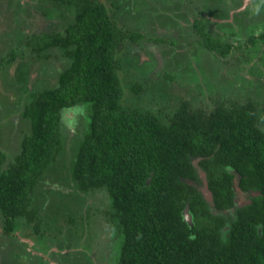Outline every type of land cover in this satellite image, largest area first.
I'll return each mask as SVG.
<instances>
[{
	"label": "trees",
	"instance_id": "16d2710c",
	"mask_svg": "<svg viewBox=\"0 0 264 264\" xmlns=\"http://www.w3.org/2000/svg\"><path fill=\"white\" fill-rule=\"evenodd\" d=\"M50 1L47 14L67 3L72 21L63 31L27 34L26 44L37 57L57 47L68 63L53 86L25 103L21 115L30 132L4 168L0 150L1 232L37 219L33 191L63 147L60 112L80 106L85 123L68 171L77 189L106 190V213L121 241L115 264H264V105L251 98L197 105L188 91L166 83L175 78L168 70L154 93L156 112L125 105L115 53L124 39L136 41L142 33L118 26L97 0ZM191 25L200 47L216 57L231 51L232 43L205 31L201 20ZM257 38L264 40V31L248 40ZM130 84L136 95L145 92L141 83ZM197 168L205 172L210 200L193 183ZM235 188L257 193L239 206Z\"/></svg>",
	"mask_w": 264,
	"mask_h": 264
},
{
	"label": "rangeland",
	"instance_id": "374dc122",
	"mask_svg": "<svg viewBox=\"0 0 264 264\" xmlns=\"http://www.w3.org/2000/svg\"><path fill=\"white\" fill-rule=\"evenodd\" d=\"M97 1L105 4L118 26L142 33L136 41L124 39L115 53L121 61L118 74L125 105L156 112L160 105L154 93L165 82L161 76L165 70L175 76L166 83L188 91L197 105L210 104V98H251L264 105V40H248L249 35L257 37L264 31V0ZM183 3L186 8H180ZM50 4V0H0V150L6 156L2 168L30 132L28 119L21 115L25 103L34 92L53 86L68 63L57 47L37 57L26 44L27 34L63 31L72 21L71 5L54 3L49 15L45 9ZM197 19L205 31L232 43L226 56L216 57L191 39V24ZM11 50L15 58L8 60ZM132 81L142 84V95L131 90ZM60 113L63 147L33 191L31 203L37 208V219L30 225L21 219L23 227L12 233H3L0 227V264H115L118 257L121 241L106 213L110 204L106 190L83 192L68 171L72 148L85 123L82 108ZM260 114L264 122L263 107ZM198 170L193 183L203 191L207 177ZM235 192V200L241 199L239 206L247 202L244 191L235 188Z\"/></svg>",
	"mask_w": 264,
	"mask_h": 264
},
{
	"label": "flooded vegetation",
	"instance_id": "af4514ba",
	"mask_svg": "<svg viewBox=\"0 0 264 264\" xmlns=\"http://www.w3.org/2000/svg\"><path fill=\"white\" fill-rule=\"evenodd\" d=\"M182 7H184V8H186L185 7V4L183 3V4H181V7L180 8H182ZM227 10V9H226ZM247 98H248V96H247ZM199 168H197V174H199V170H198ZM202 172L205 174V172L202 170ZM237 178L238 177H236V178H234V181L235 180H237ZM237 182V181H236ZM204 187H205V190H201L200 189V191L202 192V195L207 199V200H210L211 199V193H209L210 195L208 196V189H207V181L205 180V184H204ZM198 189V188H197ZM199 190V189H198ZM239 191H242V190H240L239 189ZM246 194H245V198L247 197V194L248 193H250L251 195H255L257 192L255 191V190H249V191H247V192H245ZM236 195V192L234 193V196ZM236 197V196H235ZM235 197H234V200H235ZM238 200V201H237ZM237 200H235L236 202H238V203H240V200L241 199H237ZM249 200L247 199V202H248ZM242 202V201H241ZM246 202H243L242 204H245ZM225 211V210H224Z\"/></svg>",
	"mask_w": 264,
	"mask_h": 264
},
{
	"label": "water",
	"instance_id": "95a60500",
	"mask_svg": "<svg viewBox=\"0 0 264 264\" xmlns=\"http://www.w3.org/2000/svg\"><path fill=\"white\" fill-rule=\"evenodd\" d=\"M207 194H208V196L210 195L209 192H208ZM184 214H185V216H186L187 221L190 222V220H191V216H190V214H189L187 208H185V210H184Z\"/></svg>",
	"mask_w": 264,
	"mask_h": 264
},
{
	"label": "clouds",
	"instance_id": "9594fccd",
	"mask_svg": "<svg viewBox=\"0 0 264 264\" xmlns=\"http://www.w3.org/2000/svg\"><path fill=\"white\" fill-rule=\"evenodd\" d=\"M249 98V97H248Z\"/></svg>",
	"mask_w": 264,
	"mask_h": 264
}]
</instances>
